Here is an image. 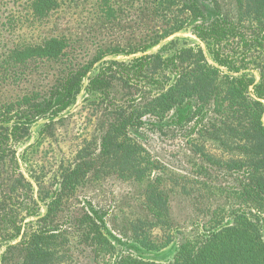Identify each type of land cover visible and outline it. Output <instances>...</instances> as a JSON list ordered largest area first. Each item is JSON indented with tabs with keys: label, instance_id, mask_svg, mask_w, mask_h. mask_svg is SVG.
Here are the masks:
<instances>
[{
	"label": "trees",
	"instance_id": "obj_1",
	"mask_svg": "<svg viewBox=\"0 0 264 264\" xmlns=\"http://www.w3.org/2000/svg\"><path fill=\"white\" fill-rule=\"evenodd\" d=\"M161 1L168 9L180 5L186 17H178L159 40L186 29L198 43L172 49V40L164 50L149 52L156 41L90 56L83 46L54 37L12 45L0 58V82L14 78L18 86L43 65L63 66L41 90L0 108V230L17 185L24 188L28 210L36 208L28 182L3 179L4 159L14 161L7 143L26 138V124L44 119L53 104L50 116L65 111L82 88L97 95L102 112L95 138L84 142L71 165H62L45 214L20 242L6 247L0 264H82L84 255L94 264H264V0ZM30 8L34 17H45L55 10V0H34ZM119 55L133 58L107 60ZM147 129L182 138L197 158L195 171L170 178L188 199L191 222L172 218L158 175L142 189L140 216L121 227L139 245L177 243L164 263L119 253L121 241L92 208L71 220L66 216L74 213L69 199L91 180L115 175L135 184L163 171L139 143ZM208 141L225 160L204 149ZM199 159L206 162L200 173ZM187 223L188 235L174 236L182 235L174 228Z\"/></svg>",
	"mask_w": 264,
	"mask_h": 264
},
{
	"label": "rangeland",
	"instance_id": "obj_2",
	"mask_svg": "<svg viewBox=\"0 0 264 264\" xmlns=\"http://www.w3.org/2000/svg\"><path fill=\"white\" fill-rule=\"evenodd\" d=\"M32 1L34 0H0V58L12 45H34L54 37H64L69 43L83 46L82 51L90 56L99 50L115 47L129 50L160 41L158 35L170 28L178 17H186V14L181 12L180 5L168 9L161 0H55V10L45 17H34L33 9L30 8ZM172 40V49L198 43L189 31L183 29L170 39L160 41L149 52L164 50ZM86 54L82 53L80 57ZM131 58L133 56L119 55L107 60L128 61ZM62 68L63 66L55 64L43 65L30 78L29 83H21L19 86L13 84L14 78L1 81L0 108L26 93L41 90L46 81L52 79L51 77ZM253 74L257 79V74ZM78 102H82L78 109L53 121L51 127L45 128L50 122H45L44 119L51 117L53 104L48 112L43 114L46 116L44 119L35 118L26 124L29 127L26 138L7 143L6 149L13 152L15 164L14 161L4 159L6 165L3 179L15 185L19 177L28 182L36 208L28 210L24 188L17 185L18 189L14 192L17 197L11 195L4 206L5 222L0 230V262L6 247L20 242L25 234L35 227L36 220L45 214L46 202L58 187L62 165H71L84 142L96 136V128L102 114L100 102L96 94H90L85 88H82L72 105L56 116L72 109ZM262 122L264 124V116ZM146 135H143L144 139L139 143L154 163L162 165L163 171H153L145 181L135 184L119 180L115 175H107L98 181L91 180L89 185L69 199L67 208L74 213L66 216L71 220L82 216L83 212H90L89 208H92L121 241L116 244L119 253L164 263L172 259L177 243L166 245L159 240L154 247L139 245L130 237V232L121 227L127 221L140 216L142 189L158 175L162 177L161 188L167 193L172 218L175 221L191 222L193 219L189 220L188 199L180 192L178 186H173L176 181L172 180L171 185L170 178L185 176L188 170L195 171V168H191L197 158L187 151L180 137L172 139L148 129ZM203 144L204 149L212 156H217V159L225 160L227 157H220L221 152L215 148L216 144L212 141ZM199 162L200 173L201 168H206V162L205 159H199L197 163ZM187 224L182 228H174L175 231H180L178 233H182L174 236L180 239L188 235V231H185L189 226ZM152 233L160 234V231L153 229ZM85 263L94 264L84 255L82 264Z\"/></svg>",
	"mask_w": 264,
	"mask_h": 264
},
{
	"label": "water",
	"instance_id": "obj_3",
	"mask_svg": "<svg viewBox=\"0 0 264 264\" xmlns=\"http://www.w3.org/2000/svg\"><path fill=\"white\" fill-rule=\"evenodd\" d=\"M82 104V102H78L74 105V107H72V109L67 110L66 112H64L62 115L59 116H51V117H47L44 119L45 122H53L56 121L58 119H61L63 117L68 116L69 114H71L73 111H75L76 109H78L80 107V105ZM40 119V118H38ZM25 123V122H22Z\"/></svg>",
	"mask_w": 264,
	"mask_h": 264
}]
</instances>
